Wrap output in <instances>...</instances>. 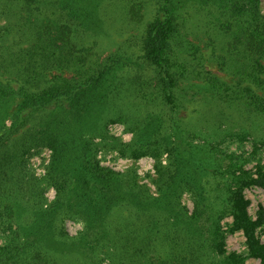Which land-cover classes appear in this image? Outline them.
Returning a JSON list of instances; mask_svg holds the SVG:
<instances>
[{"label": "trees", "instance_id": "16d2710c", "mask_svg": "<svg viewBox=\"0 0 264 264\" xmlns=\"http://www.w3.org/2000/svg\"><path fill=\"white\" fill-rule=\"evenodd\" d=\"M195 98L211 131L185 125ZM239 112L264 129L262 0H0V264H246L226 248L239 229L264 264V206L254 218L245 194L264 189V166L224 146L251 136L224 128ZM110 150L153 158L155 190L102 164Z\"/></svg>", "mask_w": 264, "mask_h": 264}, {"label": "rangeland", "instance_id": "374dc122", "mask_svg": "<svg viewBox=\"0 0 264 264\" xmlns=\"http://www.w3.org/2000/svg\"><path fill=\"white\" fill-rule=\"evenodd\" d=\"M153 6H151L147 12L145 13V16L143 17V25H135L128 23L127 25H124L122 27L118 26V28L113 29L111 32V37L115 40L116 44L121 43L124 39L129 37L130 35H137L139 30L153 17L154 9H152ZM262 8L264 12V0H262ZM151 10V11H150ZM114 40H110L111 43L109 45V48H106V44H109L106 42L105 46L103 47L106 52H104L106 55L109 53V51L112 49H115L116 44H112ZM210 50H207V55L209 54ZM104 54V55H105ZM208 67L210 70H212L214 73L219 75L221 78L225 79L226 81H231V77L226 76L224 73H221L216 66L215 63L208 62ZM206 109L203 106V102L201 100L198 101V99L195 98V100L190 102H184V106L181 108V116L185 121V125L187 128H198L199 126H204L205 131H211L212 128L208 123H202V118L198 112V110ZM201 119V120H200ZM240 127H242L240 129ZM224 128L233 129L234 132L240 131V130H246L249 133H251L250 138L245 141L242 144L237 140L234 139V141L227 140L226 143H224V146L227 149V151L235 152L239 151V149H242L246 155H249L251 161L247 164V168L251 169L253 172L258 171L260 168L259 165L264 166V146L261 145L262 142L257 140V142H260L256 144V138H264V129H255V126L250 123L245 115L242 113H237V118L232 119L231 121L225 125ZM111 132L112 134L118 136L122 141L129 142L132 139V135L127 133L125 131V127L121 124H114L111 126ZM232 132V133H234ZM264 142V141H263ZM256 146L258 149H256ZM256 149V150H255ZM50 158V151L48 149H43L34 156H32L30 160L31 167L35 170L36 174L39 176H43L45 173L46 165L48 164ZM99 158L101 159L102 164L110 166L118 171H128L130 169L136 170L139 174V177L143 183H146L148 186L151 187L152 190H155V186L153 184V179L155 178V160L150 157H142L140 159H132L128 157H123L119 154L117 150H110V151H102L99 154ZM245 194L247 199H249L250 205H249V211L250 214L255 218L256 212L259 209L260 205L264 206V189L258 186H251L248 187L245 190ZM55 195L54 190H50L48 192V197L50 199H53ZM183 203L190 209H193V202L191 199V196L189 194H185L183 197ZM233 217L228 216L224 223L228 224L229 226L232 225ZM67 227L71 233H75L81 228V225L78 223H74L72 221H69L67 223ZM258 236L261 239L262 242H264V224L259 226L257 229ZM227 251L228 252H237L244 254L246 264H260V260L254 257H250L248 255V245H247V238L243 230L239 229L234 232H229L227 236Z\"/></svg>", "mask_w": 264, "mask_h": 264}]
</instances>
